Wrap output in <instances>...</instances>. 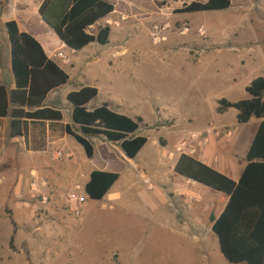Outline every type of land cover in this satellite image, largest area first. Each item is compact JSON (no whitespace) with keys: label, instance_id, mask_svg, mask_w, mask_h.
Returning <instances> with one entry per match:
<instances>
[{"label":"rangeland","instance_id":"rangeland-1","mask_svg":"<svg viewBox=\"0 0 264 264\" xmlns=\"http://www.w3.org/2000/svg\"><path fill=\"white\" fill-rule=\"evenodd\" d=\"M108 1L116 6L115 14L91 32L110 26L111 38L120 43L116 47L97 43L81 53L79 63L69 70L71 82L47 103L62 111L69 122L73 106L67 95L86 86L101 91L89 106L91 111L101 107L105 97L130 103L150 126H141L149 142L136 162L146 161V155L155 159L161 150L175 152L176 142L192 131L214 129L220 134L212 138L226 141L237 125V110L219 115L216 109L222 99H248L241 82L263 71L264 0H231L230 10L193 14L179 12L193 2L208 0ZM25 2L32 7L35 0ZM167 24V40L156 44L155 27ZM40 35L53 46L51 33L40 31ZM116 51L125 53V64L118 69L111 64ZM159 110L168 120L159 121ZM163 125L166 128L159 131ZM172 131L177 136L168 137L167 146L162 139L161 147L159 135ZM90 139L96 147L93 160L73 138L46 154L29 153L21 138L16 149L8 151L11 157L0 154V264H231L214 237L205 247L181 243L172 233L168 218L159 215L169 217L170 208L158 198L156 180V189L146 187L147 202L115 203L105 209V202L89 201L85 186L93 166L110 161L104 158L108 151L117 162L111 165L117 167L122 152L119 144L104 137ZM58 152L60 159L55 156ZM23 178L21 192H16ZM77 188L79 196L86 198L84 204L69 199ZM172 188L170 184L167 190ZM87 207L95 210L85 226H76L79 240L60 248L53 236L64 225V213L71 210L80 220Z\"/></svg>","mask_w":264,"mask_h":264},{"label":"trees","instance_id":"trees-1","mask_svg":"<svg viewBox=\"0 0 264 264\" xmlns=\"http://www.w3.org/2000/svg\"><path fill=\"white\" fill-rule=\"evenodd\" d=\"M231 0H208L186 5L179 13L227 11ZM116 6L108 0H45L39 10L43 21L51 27L69 49L81 52L90 45L110 44L112 28L100 27L103 20L115 14ZM12 52V70L16 88L0 84V118H11V137L28 140L31 124L60 123L62 111L45 106L48 97L70 82V75L49 58L41 43L31 34L22 32L16 21L6 24ZM250 98L240 102L219 101L217 114L231 109L238 111L239 124L253 118H264V77L255 79L247 88ZM99 96V89L86 86L71 92L67 99L73 106L72 124L63 125L65 135L83 147L89 160L96 157L91 137H104L119 144L123 153L134 160L147 146L149 139L139 135L142 118L133 119L112 110L109 103L95 110L88 105ZM78 129V130H77ZM248 166L240 181L209 167L193 156L182 154L176 174L200 183L229 197L213 232L219 248L231 264H264V123L261 124L247 154ZM120 174L95 170L85 192L91 201H102L119 181Z\"/></svg>","mask_w":264,"mask_h":264},{"label":"crops","instance_id":"crops-1","mask_svg":"<svg viewBox=\"0 0 264 264\" xmlns=\"http://www.w3.org/2000/svg\"><path fill=\"white\" fill-rule=\"evenodd\" d=\"M44 1L45 0H35L34 5L29 7L25 0H0V84L6 86L10 91L16 88V84L12 70L11 44L6 28L8 22L16 21L22 32L34 36L41 43L49 58L58 63L68 74L69 70L73 69L74 66L79 63L80 58L78 56L84 51L92 49L94 45L97 44L94 43L81 52L69 49L64 43H62L54 30L41 18L39 10ZM40 31L48 32L53 35L54 40L52 41L53 43L51 42L53 44L52 47L45 43V40L40 35ZM119 43L118 39H110V44L115 47ZM59 51H62L68 56L70 60L68 65H64L57 57L56 54ZM122 53L124 52L116 51L112 55L113 58L111 64L114 63L116 69H118V66L125 64L123 58L125 55L121 56ZM116 54L119 56L117 55L114 58V55ZM95 55L94 52H91V56ZM259 77H264V68L261 73H256V75L245 78L241 82L246 93L250 84ZM70 78L71 82L72 77L70 76ZM52 95H56V91L48 97L47 101L52 99ZM100 95L101 91L99 90V96ZM245 100H247V98ZM47 101L45 106L54 108L52 105H49ZM53 102L54 101L51 100V103ZM91 103L88 105V108ZM105 103H109L112 110L117 113L129 116L133 119L142 118V125L150 128L146 123V120L137 113L136 108L130 103L120 99H111L109 97H105V102L103 104ZM95 109L97 108H94L93 110ZM231 110L225 114H228ZM158 113L160 122L168 120V118L161 115V110H159L157 114ZM237 115L238 111L236 113V119ZM262 123H264V118H253L248 124H239L237 122V125L230 132L231 136L226 135L228 138H224L226 141L212 138L209 146L199 149L198 153L193 157L238 183L249 164L247 161V154ZM67 124H72V122L66 121L65 116L63 122L60 123V126H57L56 123L53 124L52 122H46V124H31L28 140L26 141L23 138V147L31 154H46L50 152L51 149L58 148L63 140L71 138L63 132V125ZM174 127L175 126H173V129H175ZM165 128L164 125L160 126L159 131H162ZM204 130H200V132H204ZM139 135L145 137L148 136L147 133H144L142 130H140ZM175 136H177V133L173 131L167 135H159V144L161 147H164L161 144V140L165 139L167 143L165 146H167L169 144L168 137ZM19 139L21 138L14 139L11 137V118H0V154L11 157L7 153L10 148L14 150L16 149L15 143L19 141ZM181 142H176L175 152L172 151L166 153L161 150L155 159H148V156L146 155L144 156L146 161H143V163L136 161L144 154L147 146L134 160L128 159L122 151L120 154L121 160L118 162L117 167L111 165L113 162L117 164L115 155L106 151L104 158H108L110 161L105 160L106 163L105 161L102 162L100 167L93 166L94 169L92 172L99 170L118 173L120 174V179L104 200L97 202H105V209L108 206L113 208L115 203L128 206L127 202L130 201V206H132L134 201L144 200L147 202V194L145 192L146 187L148 186L149 189H156L155 185H153V181L156 180L160 185L159 188H157V196L160 201H167L164 204L169 206L170 215L167 217L166 214L159 213L158 208L157 213H159L160 217L163 219L168 218L166 221L167 225L172 228V233L178 236L181 243H188L189 245L200 243L204 244L206 247L207 242L211 237H214L218 241L217 236L213 232V220L218 219L222 215L229 202V197L221 192L214 191L213 189L210 193L209 189L211 190V188L176 174L175 167L181 157L177 148ZM23 180L24 178L17 183L19 187L16 188V192H21ZM170 184L173 185V188L167 190V188L170 187ZM89 201L91 200L89 199ZM85 204H88V202ZM154 205L155 208L158 207L157 204ZM94 210L95 209H90L88 207L83 208L80 220H77L74 212L71 210L64 213L62 218L64 225L57 230L56 236H53V239L55 238V241L60 248H66L69 243L79 240L80 235L79 232L75 231V228L78 225L85 226ZM215 211H217L218 214L213 216ZM167 225L165 228L168 229ZM44 238H46V236Z\"/></svg>","mask_w":264,"mask_h":264},{"label":"built area","instance_id":"built-area-1","mask_svg":"<svg viewBox=\"0 0 264 264\" xmlns=\"http://www.w3.org/2000/svg\"><path fill=\"white\" fill-rule=\"evenodd\" d=\"M170 29V25H164L163 27L160 26H156L155 27V31H156V39L155 42L156 44H160L162 42H165L167 40V37H165L164 33H166L168 30ZM186 32H188V30H186ZM199 33L201 35L205 34L204 29H200ZM125 53H122L121 56H124ZM57 57L63 62L64 65H68L70 63V60L68 58V56L63 53L62 51L57 52ZM118 54L114 55V58L117 56ZM119 56V55H118ZM220 134L219 132H216V130L214 129H208L204 132H200V131H192L188 134V136L186 137V139H184L181 144L178 147V152L182 155V154H186V155H190V156H195L198 153V150L201 148H205L207 146H209V144L211 143V139L213 137L214 134ZM229 136H231V134H229ZM57 159L62 158V153L58 152L55 154ZM79 188H77V190H75L72 194L69 195V199L71 201H79L81 204H84L85 202V196L80 197L78 194ZM87 197V195H86Z\"/></svg>","mask_w":264,"mask_h":264}]
</instances>
